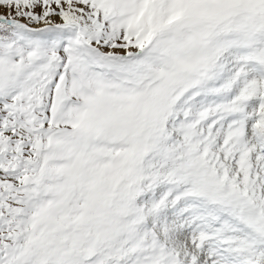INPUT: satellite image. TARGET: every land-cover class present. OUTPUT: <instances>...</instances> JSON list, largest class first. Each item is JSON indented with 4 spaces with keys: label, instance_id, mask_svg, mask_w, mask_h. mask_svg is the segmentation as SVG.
Here are the masks:
<instances>
[{
    "label": "snow or ice",
    "instance_id": "obj_1",
    "mask_svg": "<svg viewBox=\"0 0 264 264\" xmlns=\"http://www.w3.org/2000/svg\"><path fill=\"white\" fill-rule=\"evenodd\" d=\"M0 264H264V0H0Z\"/></svg>",
    "mask_w": 264,
    "mask_h": 264
}]
</instances>
